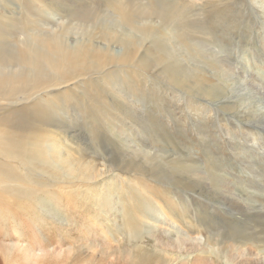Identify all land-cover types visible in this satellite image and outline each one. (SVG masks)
<instances>
[{"label":"bare ground","instance_id":"1","mask_svg":"<svg viewBox=\"0 0 264 264\" xmlns=\"http://www.w3.org/2000/svg\"><path fill=\"white\" fill-rule=\"evenodd\" d=\"M33 1L40 5L42 11L50 8L47 0ZM217 2L225 3L223 0H205L200 5L188 7L191 1L160 0V6L153 3L142 10L118 4V21L99 19L96 12L87 9L65 17L47 13L51 15L50 20L53 19L51 22H38V19L30 23L17 20L15 14L0 15V20L10 21V28L23 29L26 33L18 38L14 50H8L5 47L7 35L0 25V103L10 108L9 112L0 109V123L15 124L13 129H0L1 238H13L7 231L11 226L14 233H20L18 239L29 240L28 246L31 247L36 243L37 247L46 248L53 240L61 245L68 242V233L64 229L59 231L63 234L61 238L49 232V226L54 222L64 226L63 219L68 210L57 206V195L69 199L80 196V203L85 208L84 219L92 212V220L80 223L81 227L89 233V222L90 225L102 222V234L107 240L117 242V248L110 243L101 249L105 252L116 249L119 257L137 259V264H176L182 257L187 258L188 264H264V241H254V233L235 234L234 225L240 223V219L251 225H255V217L264 219V209L253 196L245 199L236 194L229 184L215 185L210 182L206 172L200 168L201 163L194 162L195 159L159 156L155 149L159 148V143L154 141V136L161 137L167 144H174L171 139H166L170 134L165 133V128L159 132L152 126L155 133L151 140L147 145L141 143L140 146L136 145L137 140H131L125 134L134 131L133 125H128L125 133L119 128L127 126L126 122L122 123L123 117L145 115L148 103L156 104L154 99L157 97L151 91L148 95L144 89L148 85V80L143 78L150 65V57L160 67L158 71L153 67L156 76L162 79L155 89L158 93L166 91L161 85L166 83L174 101L182 102L175 92L181 93L184 89L196 96L201 107H204L201 102L206 100H214L218 104L229 100L227 107L237 113V105L232 104L237 99L231 96L228 89L231 88L229 78H236L233 66L206 71L201 75L182 63L180 58V53L184 51L191 55H184L191 64L197 57L210 62V57L205 54L211 51L217 54L221 51L220 47L224 48L221 41L210 36L208 23L196 19L198 33H195L189 32L193 29V22L186 26L184 21V16L191 12L189 8L207 13V17H212V13H221L219 9L222 5ZM19 7L27 12L24 5ZM74 19L85 23L86 33L80 31V34L72 35L74 29H69L66 24H73ZM197 34H200L198 39L192 40ZM201 35L210 37L216 45H202ZM220 35L222 40L228 37L227 32ZM228 38L231 41L235 39L232 33ZM211 62L222 63L219 57H213ZM89 81L103 83L108 110L114 106V113L120 114L114 121H109L110 115L101 117L103 124L113 128L108 138L112 148L119 147L124 155L119 154L123 158L118 161L112 157L109 161L102 159L103 163L98 165L92 158L100 154L95 147L89 148L88 145L74 148L78 158L72 157L66 153L64 143L53 137L54 133L48 135L51 133L48 127L59 131L61 128L40 125L49 121L47 116L51 115V105L62 103L64 98L70 97ZM161 93L165 97L169 94L168 91ZM161 98H158L159 105ZM22 111H30L33 121L40 115V123L26 124L24 115H17ZM156 114L153 113L152 117ZM203 114L207 112L203 111ZM241 114L247 112L242 111ZM91 115L98 122L102 120L95 112ZM170 115V118H175V110ZM259 117L264 119V114ZM244 120L250 121V118ZM86 127L93 129L91 124H70L65 125L64 131L67 133L70 130V140L74 141L77 133H87ZM98 149L103 151L104 148ZM89 151L93 156L84 155ZM100 153L103 157L107 156ZM149 182L175 186L185 193L180 196L175 192L177 202L170 205L167 198L164 200L165 196L158 195V187L149 186ZM216 189L219 194H216ZM54 190L56 192L52 193ZM200 198L213 204H220V200L227 202V208L222 207L225 213L219 209L226 206L224 203L216 207L212 214L209 203ZM70 200L67 199V202ZM204 206L209 212L202 210ZM161 225L167 227V231L156 230ZM91 243L92 240L89 241L90 248ZM23 254H16V258L11 248H5L1 251L0 264H31ZM46 257H41V263L32 264H52L44 260Z\"/></svg>","mask_w":264,"mask_h":264},{"label":"rangeland","instance_id":"2","mask_svg":"<svg viewBox=\"0 0 264 264\" xmlns=\"http://www.w3.org/2000/svg\"><path fill=\"white\" fill-rule=\"evenodd\" d=\"M47 1V4H50V8L48 7L42 11L40 10V5L33 0H0V15L11 16L15 14L17 20H25L30 23L38 19V22H51L53 19L50 20L51 15L47 13H53L55 15L58 13L60 16L65 17L67 14H77L81 10L87 9L96 12L99 19L107 18L118 21L120 18L119 11L116 7L118 4L121 6H132L139 10L146 9L153 3L160 6V0ZM187 1L192 2L188 7L193 4L200 5L205 2V0ZM223 1H225V3L217 2L222 5L219 9L221 13H212V17H207V13L200 12L196 8H189L191 12L187 16H184L186 17L184 21L186 22V26H189V24L193 22V29L189 32L194 31L195 33H198L195 23L196 19L199 18L202 23H208L210 36L214 40L221 41L224 48L219 46L221 51H218L217 54L213 53V51L205 54L210 57V62L202 61L200 57H197L191 64L187 58H184V55L188 54L184 51L180 53V58L182 63L192 70H196L201 75L206 71L228 69L230 65L233 66L236 78H229L231 81L229 82L231 88L228 89L231 96L237 99V101L232 103L233 105H237V113H234L233 110L227 107L229 105V100L219 104L214 100H206L205 102H201L204 106L201 107L196 96L184 89H182L181 93L175 92L182 102L174 101L171 90L166 87V83L161 84L165 87L166 91L163 90L158 93L155 89H157L159 81L161 82L162 79L156 76L153 67L157 71L160 67H158V63L150 57V65L145 70L143 78L148 80V85L144 89L147 91L148 95L151 91V93L157 97L154 99L156 104L148 103L149 108H147L145 115H128L127 117H123L122 123L126 122L127 126L125 128L119 126V128L125 133L128 129V125H133L134 131L131 132V134H128V132L125 134L129 135L131 140H137V146H140L141 143V145L148 144L151 140V136L155 133V129L152 126L156 127V129L158 128L159 132H161L160 130L162 128H165V133L168 132L170 134V136H168L169 138L166 139L168 141L171 139L174 144H167L161 137L154 136V141L157 142V144L159 143V148L155 147V149H157L156 151L159 152V156L165 158L179 156V159L182 158L181 156H186V158L195 159L194 162L201 163L200 168L206 172V176L210 182H213L215 185L229 184L233 188V191L243 198L247 199L253 196V199L264 209V119L259 117L264 114V0H238V2H234L235 0ZM28 2L32 3V5ZM21 4L27 8V12H23L20 9L19 6ZM135 5L138 6L135 7ZM9 23L10 21L0 20V25L7 35L5 47L8 50H14V46L18 43V38L25 36L26 33L23 29L18 30L16 28H10ZM224 23L225 25L223 27ZM26 24L27 22L25 26ZM40 24L45 25V23ZM68 24L66 25L69 29H74L72 35L80 34V31L86 33L85 23H80V21L74 19L73 24ZM80 25L83 27L82 29ZM90 25L91 24L88 26ZM68 28H65V30H69ZM26 31L29 32L28 30ZM224 32H227L228 37H230L232 33V36L235 38L234 41H231L228 37L222 40L223 38L220 37V34ZM199 35L200 34H197L196 39L192 40H197ZM200 37L202 38L200 42L202 45L203 43L216 45L210 37L205 35H201ZM71 45H74V43ZM205 50L209 49L205 48ZM188 55L191 56L190 54ZM213 57H219L222 61L221 65L212 63L211 59ZM167 91L169 94H167L166 97L163 96L164 94L161 92ZM105 92L106 87L101 81L86 82L80 89L75 90L70 97L64 98L62 103L55 102L51 105V115L47 116L50 118L49 121H46L45 124H40L43 126L57 125L61 128L59 131L48 127L49 131H51L48 135L54 133L55 135H53V137L64 143L67 148L66 153L72 157L78 158V155L74 153V148L80 145H82L81 148L86 145H88L89 148H91V146L95 147L100 154L99 157L93 156L90 151L84 153V155L93 156L94 158L92 159H94L95 163L98 165L103 163L101 162L102 159L109 161L110 158L114 157V159L118 161L119 158H123L119 156V154L123 155L121 152L122 150L119 147L112 148V142L108 139L113 128L108 124H103V119L101 118L110 115L111 118L109 121H114L120 115L119 113H114L116 108L114 106L110 108V111L108 110V106L105 103V99H107V94ZM158 98H161L160 105ZM138 105H140V103H138ZM161 106L163 108H161ZM0 109L6 112L10 111L9 107H5V103H0ZM174 110L176 116L175 118H170L171 111ZM203 111H206L207 114H203ZM242 111L247 112V114H241ZM92 112H95L98 118L102 120L100 122L96 121L94 116L91 115ZM153 113H157L155 117H152ZM19 114L24 115L26 124L28 122L33 125L40 123V115H37L36 120L33 121L30 111L17 112V115ZM245 118H250V121L244 120ZM70 124H91L93 125V129L90 130L86 127L87 133H77V138L71 141L70 130L67 133L64 131L65 125ZM14 127L15 124L13 122L0 123V129L4 131L13 129ZM97 137H99L98 142L96 141ZM205 141L207 142L205 143ZM99 147H103V151H100L98 149ZM78 150L79 149H77V151ZM100 152H103L104 155L107 156L103 157ZM80 155H82L81 152ZM124 175L128 176L130 174L125 173ZM200 178L205 179L204 177ZM243 183L245 188L244 186H240V184ZM150 185L152 187H158V195L160 197L165 196L163 197L164 200L167 198L170 205L177 202V197H174L175 192L178 194L180 193V196L185 193L176 189L175 186H168L161 182H149V186ZM51 192L55 193L56 190ZM216 192V194H219L218 189H216ZM169 195L171 198L168 199V197H170ZM67 199L71 200L67 202ZM70 199L67 197L61 198L57 195V206L61 209L62 207L68 209H65V217L63 219L64 226H61L57 222L49 226V232L55 235L57 234L58 238L63 237V234H60L59 231L60 229H64L65 233H68L66 235V237H68V242L61 245L56 243V240H53L50 244H47L48 246L46 248H44L45 246L37 247L38 244L36 243L31 247L28 246L29 240L18 239L19 236H21L20 233H14V231L11 230L13 228L9 226L7 231L13 238L3 239L0 237V255L3 249L11 248L14 257L17 258L16 254H23L24 252L25 254H23V256H26L31 264L34 262L41 263V260H43L41 257H46L47 255L48 256L46 259L44 258V260H49L52 264H137V259H129L127 257L124 259L123 257H119L120 255L116 249L113 250V252L109 249H106L108 252H105L103 248L101 249V247L107 246L110 243L114 248H117V242L107 240L105 234H102L104 233V226L101 225L102 222H100L101 224L97 222V225L94 223L90 225L91 222H89L87 226H89V230H91H87L89 233L86 232V230L81 227L80 223H88L85 222V220H92V212L91 214L88 213L87 217L84 219L85 208L80 203V201H82L81 197L73 196V198L71 197ZM199 200H202L206 204L209 203L203 198ZM220 204L226 206H220ZM220 204L209 203L210 213L214 214L213 210L216 207L219 208V206L221 207L219 208L220 211L224 212L222 207L226 209L228 203L220 200ZM202 210H207L209 212L206 207ZM166 213L168 212L166 211ZM54 214L56 213L54 212ZM80 215L83 216L81 217ZM33 216L36 217L35 214H33ZM226 216L231 218V216ZM169 218H171V216ZM234 227L235 234L254 233V241H264L263 218L255 217V225H251L244 219H240V223L235 224ZM158 229L167 231V227L164 225L157 226L156 230ZM253 229H255V232ZM0 232H2L1 227ZM261 232L263 234H261ZM202 233L204 234L205 232ZM84 236L86 238H84ZM91 240L93 243H91L92 246L90 248L89 241ZM98 243H103L104 245L102 244V246H100ZM22 248L27 250H21V252L20 249ZM115 251L117 253H115ZM107 253L108 255L106 256ZM116 256L119 258L117 257V259ZM186 259L187 258L182 257L177 260L176 264H188ZM119 260L121 261L119 262ZM262 260H264V255L262 256ZM151 264L156 263L152 262Z\"/></svg>","mask_w":264,"mask_h":264}]
</instances>
